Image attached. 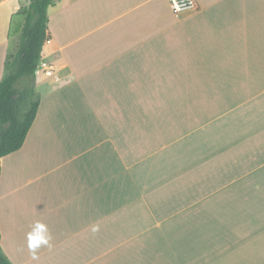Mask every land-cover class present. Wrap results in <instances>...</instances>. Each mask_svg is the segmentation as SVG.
I'll list each match as a JSON object with an SVG mask.
<instances>
[{"label":"crops","instance_id":"obj_1","mask_svg":"<svg viewBox=\"0 0 264 264\" xmlns=\"http://www.w3.org/2000/svg\"><path fill=\"white\" fill-rule=\"evenodd\" d=\"M195 2L48 7L52 71L0 159L12 264H264V0ZM27 4L0 0V80Z\"/></svg>","mask_w":264,"mask_h":264},{"label":"trees","instance_id":"obj_2","mask_svg":"<svg viewBox=\"0 0 264 264\" xmlns=\"http://www.w3.org/2000/svg\"><path fill=\"white\" fill-rule=\"evenodd\" d=\"M53 4L54 0H28L11 15L7 37L18 35V43L6 55L0 80V159L22 146L36 116V69L43 46L52 38L47 10ZM0 264H12L1 247Z\"/></svg>","mask_w":264,"mask_h":264},{"label":"clouds","instance_id":"obj_3","mask_svg":"<svg viewBox=\"0 0 264 264\" xmlns=\"http://www.w3.org/2000/svg\"><path fill=\"white\" fill-rule=\"evenodd\" d=\"M49 240L50 236L45 226L40 222H36L35 227L27 234V246L29 250L33 253V259L36 258V248L41 244L48 245Z\"/></svg>","mask_w":264,"mask_h":264},{"label":"built area","instance_id":"obj_4","mask_svg":"<svg viewBox=\"0 0 264 264\" xmlns=\"http://www.w3.org/2000/svg\"><path fill=\"white\" fill-rule=\"evenodd\" d=\"M169 6L174 12H178L183 9L187 8H196L197 4L195 0H168ZM52 68L49 64H46V62H43L40 60L36 73L41 72L42 74H51Z\"/></svg>","mask_w":264,"mask_h":264},{"label":"rangeland","instance_id":"obj_5","mask_svg":"<svg viewBox=\"0 0 264 264\" xmlns=\"http://www.w3.org/2000/svg\"><path fill=\"white\" fill-rule=\"evenodd\" d=\"M13 50H14V49H13ZM13 50H11V52H12Z\"/></svg>","mask_w":264,"mask_h":264}]
</instances>
